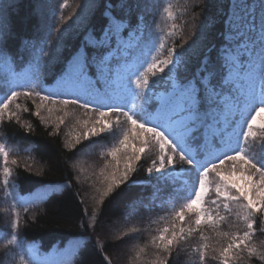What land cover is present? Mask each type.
<instances>
[{
  "label": "trees",
  "instance_id": "trees-1",
  "mask_svg": "<svg viewBox=\"0 0 264 264\" xmlns=\"http://www.w3.org/2000/svg\"><path fill=\"white\" fill-rule=\"evenodd\" d=\"M232 2L240 5L238 9H234L237 16L247 14L243 7L245 0ZM257 2L258 0H250L251 5H256ZM88 3L89 0H50L43 8V12L49 16L42 18L45 20H42V27L39 26L41 13L40 16H33L34 8L42 6L41 0H23L17 12L9 9L21 23L17 36L6 45L9 66H0V107L12 91H17L21 95L9 105L11 112H14L12 105L20 99L28 98L36 99L37 105L40 101L43 111L37 115L36 110L30 109V104L24 103L25 113L20 112L11 119L5 115L4 120L0 121V145L4 146L9 158L5 163L3 155L0 154V264L39 262L37 257H42L51 248L62 249L72 240L80 241L74 251L79 252L76 264H123V251L130 243L127 240H131L126 234L130 230L143 233L141 241L147 242L150 250V255L146 257L147 262L152 258L158 264H201L199 257L203 252V264H220V251L225 246L224 242H228V237L238 231L243 234L247 231L246 224L240 223L239 218L235 217V211L231 215H222L216 223L203 222V228L193 234L189 241L173 244L171 257L163 248L160 247L161 250L158 251L151 247L154 227L159 226V222L161 226L168 227L167 224L177 217L178 212L182 209L187 211L185 198L189 191L180 187V183L173 185L177 181L171 182L158 176L147 177L146 170L150 162L145 153L156 163L160 156L159 145L154 137L146 135L144 145L140 144L139 138L135 140L137 147L144 148L143 154H140L141 159L135 162L136 171L100 204L90 197L89 188L81 182L83 177L80 176L77 166L83 164L91 167L97 163L100 168L99 162H102L108 165L107 169L112 165L114 170L120 162L122 169V154L118 153L117 160H113L110 153L120 146L119 142L124 135L131 132L126 117L122 114H110L121 116L118 117L119 124L111 133L85 141L81 139L79 143L72 133L63 131V127L69 126L45 123L40 119L44 110L53 108L54 105H65L61 96L42 101L35 96V92L52 95L49 88L55 86L63 76L70 59L68 54L78 46L80 37L84 34L81 22L86 20L87 26L97 29V34L105 22L99 13L89 15L88 7L84 8ZM131 3L133 18L137 17L143 38L140 44L142 52L138 51L133 59L139 62L140 71L147 73L150 83L156 85L154 90L164 89L160 88L162 83H158V75L148 72V67L168 58L170 49L186 53L187 69L184 68L183 77L196 71L202 56H210L213 60L216 58L215 48L221 43L223 18L228 15L230 0H131ZM81 9V22H77L74 19ZM25 39L31 40L34 52L31 49L27 52L21 49V42ZM43 48H47L50 54L44 58L47 63L40 72L41 84L35 89L29 80L33 71L32 61L34 55ZM58 49L62 51L59 58ZM49 60L54 62L49 65ZM27 79L28 82H25ZM29 90L33 91V96L25 97L22 93ZM75 99L91 102L88 97L80 94ZM69 105L77 107L86 116L98 114V111L86 112L78 105L65 106ZM94 107L102 110L100 104H94ZM136 109L139 112V106ZM246 109L241 106L243 115ZM64 114L65 117H70L69 113ZM242 116L237 114L235 120L238 122ZM76 119L77 114L73 116L72 123ZM226 138H230L235 144V133L229 132ZM70 144L73 146L69 147ZM238 147L259 167L264 168V129L260 131L258 142L256 138L249 142L239 140ZM190 148L194 154L199 152L201 158L208 157L202 140L191 143ZM168 154L171 155L170 152ZM16 158H21V163L14 164ZM91 158L96 163H92ZM200 166H206L203 159H197L195 166L189 167L179 164L177 157L174 168L176 172L182 171L183 176L189 180H197L202 171ZM230 166L231 162L225 165L226 168ZM5 167L10 172L7 186L4 184ZM253 175L258 177V174ZM209 181L215 187L218 181L214 173L207 178L208 187ZM35 191L40 192L31 201L22 200L24 196H31ZM163 191L168 194L169 202L166 207L159 206L164 196ZM211 194L213 197L212 192ZM211 203L207 202L205 209H209ZM131 212L134 213L130 216ZM190 215L195 216L192 213ZM16 219L19 220L18 228L12 226ZM152 219L155 220L153 224L150 222ZM252 225L253 228L250 231L248 229V247L242 245L243 251L235 250L237 255L234 256L232 264H264L257 254L248 255L249 248L256 249L257 253L264 251V223L258 216ZM13 237L16 242L9 243ZM157 251L159 256L155 259L153 255Z\"/></svg>",
  "mask_w": 264,
  "mask_h": 264
},
{
  "label": "snow or ice",
  "instance_id": "snow-or-ice-1",
  "mask_svg": "<svg viewBox=\"0 0 264 264\" xmlns=\"http://www.w3.org/2000/svg\"><path fill=\"white\" fill-rule=\"evenodd\" d=\"M22 4L23 0H7V3L0 0V66H9L6 45L17 36L21 23L9 9L17 12ZM86 7L89 8L90 16L99 13L105 22L98 34L95 27L87 26L86 20L81 22L84 34L80 37L78 46L68 54L70 59L66 71L57 81L56 88L78 93L93 101L85 103L75 98L62 101L65 105H78L86 112L98 111L99 118L95 123L90 128L85 124L87 130L82 134L85 139L96 136L107 128L108 125L104 121L110 114L124 115L131 126L130 134H125L119 142L120 146L110 153L113 160H117L118 153L122 154L120 161L123 168L121 169L118 162L115 169L107 174L106 188L99 198V203L103 204L105 197H109L130 179L136 171L135 162L141 159L140 154L144 151L143 146H136L135 140L139 138L140 144L144 145V137L150 135L155 137L159 145L160 156L158 163L153 162V165L147 168L148 175L175 166L177 157L179 164L189 167H194L197 159L205 161L206 166L200 171L195 186L194 198L189 199L185 205L187 212L195 215L197 226H200L202 221L212 222V217L203 207L206 194L210 191L207 178L211 173L219 179L215 189L217 197H223L224 200H243L250 213L264 210V168L259 167L238 147L241 137L245 142L250 137H255L253 126L257 123V117L264 113V0H258L256 5H251L250 0H245L243 7L247 14L240 16L234 11L240 5L233 4L230 0L228 15L223 18L221 43L215 48L216 58L213 60L210 56H202L195 72L183 78L170 77L169 86L158 94L151 92L147 73L140 72L133 62L137 52H142L140 44L143 38L138 26L139 21L137 17L133 18L131 0H89ZM37 15H40V10L34 8L33 16ZM21 49L26 52L30 49L35 51L31 40L27 39L21 42ZM60 52L62 51L58 49V58ZM49 54L50 51L43 48L34 55L33 71L29 80L35 89L41 84L40 72L46 66L47 59L44 58ZM173 65L177 72L182 65L187 69L184 51L170 49L168 58L160 63L158 70L164 73L166 68L169 70ZM156 68L157 65L153 63L147 71L155 75ZM22 94L32 97L34 93L29 90ZM20 95V92L12 91L7 101L2 103L0 121L4 120L5 115L9 119L15 115L10 111L9 105ZM35 96L42 101L51 97L41 95L38 91ZM130 99L134 106L139 102V112L116 106ZM94 104L113 106L106 110H97ZM242 105L245 108L252 106L255 116L249 113L250 121L245 120L241 125V131L235 134L233 144L232 140L226 137L229 128L236 125L235 116L243 115ZM244 127L246 131L243 130ZM259 127L264 128V124ZM197 140L203 141V148L208 153L207 158H201L199 152L193 154L190 144ZM79 141L80 137L77 136L76 142ZM185 153L191 154L192 159L187 158ZM0 154L7 163L8 153L2 145ZM229 162L231 166L226 168L225 165ZM254 173L258 174V183ZM9 175V169L5 167V186L8 185ZM241 181L244 182L243 186ZM224 206L227 208V204ZM184 215L183 209L177 213L181 221L184 220ZM12 226L18 228L19 220H14ZM252 228L253 225L249 223L248 229ZM169 231L165 228L164 233L159 236V241L171 257L172 245L183 235L184 229L181 227L179 233L172 230L170 236L165 235ZM249 235L246 231L242 236L233 237L227 247L220 251V264H232L234 256L237 255L235 250L243 251L242 245L248 247ZM15 242V237L9 241ZM253 254H257L264 262V251L257 253L256 249L249 248L248 255ZM78 255L79 252L76 251L65 264H76ZM199 258L203 264V252ZM32 264L43 262L33 261Z\"/></svg>",
  "mask_w": 264,
  "mask_h": 264
},
{
  "label": "rangeland",
  "instance_id": "rangeland-1",
  "mask_svg": "<svg viewBox=\"0 0 264 264\" xmlns=\"http://www.w3.org/2000/svg\"><path fill=\"white\" fill-rule=\"evenodd\" d=\"M43 1L44 0H41V5H42L41 7L36 6V8H39L40 13H41V17H39L40 18V25H39L40 27H42V22L45 21L42 18L49 16L47 13L43 12V8H45V5L49 4L50 0H45V2H43ZM5 3H7V0H5ZM84 8H87V7L85 6ZM83 9H81L77 13L76 18H75V16L73 17V18H75L74 20H76L77 22H81L80 17H81V14L83 12ZM49 14H50V12H49ZM59 38H60V36H59ZM59 38H58V40H59ZM56 42H58V41H56ZM53 54H55V53L53 52ZM184 54L186 55V53H184ZM53 62H54L53 60H49V65L52 64ZM161 62L162 61H160L159 63L156 64L157 68L155 69V73H156V75H158V78H157L158 83H162V86L160 88L165 89L166 87L169 86V84L171 82L170 77H172V78H183L184 67L182 65L181 68L179 69V71L177 72L175 70V65H173L170 67L169 70L166 68L165 72L161 73L158 70ZM134 64L136 65V63H134ZM169 72H171V73H169ZM134 87H135V85H133V88ZM149 88H150L151 92H153L154 94H158L159 92L164 91V90H154L157 87H156V85H152L150 83V81H149ZM65 95L67 97H69L70 93H65ZM24 103H26L27 105L30 104L31 105L30 109L36 110L35 113H37V112L40 113L43 111L42 106L39 104V103H41L40 101L37 105L36 99H34V98H28L25 100L20 99L16 104L12 105V108H13L14 113H15L14 116H17L18 113H20V112L21 113L26 112V110H23ZM17 105H19V107H17ZM137 105H139L138 101L136 102V106ZM69 106H65V105L55 106L54 105L53 108H48L47 110H44V112L40 114L41 115L40 119H42L45 123L62 125V126H69V127H63V131L72 133V136L75 139L77 136H79L80 140L83 139L84 141L89 140L93 137H100L102 135H105V133H111V131L114 129V127H116L120 122L118 117H121V116L110 115L107 118V120L104 121V123H106L108 125L107 128H104L96 136H91L89 139H85L82 135L83 132H85L87 130L85 127V124L87 123L88 127L90 128L95 123V121L99 118V116H98V114L86 116L81 112V110H77L78 109L77 107H74L71 105H69ZM112 106L113 105H101L103 110L104 109L106 110L108 107H112ZM116 106H118L120 108H124L125 110H131L133 112H135V108H136V106H134L132 104L131 99L125 103H122V104H119ZM250 112H251L252 116H255V112L252 111V106H250L248 114L244 117V119L242 118L240 123L237 126L235 125L234 127H230V129L236 130L239 133L241 131V125L244 124V121L245 120L250 121V116H249ZM64 113H69L70 115H68V114L67 115L70 117H65ZM76 114H77L76 122L72 123V118ZM261 124H264V113H261L260 116L257 117V123L253 126V129L255 132V137H250L248 139V142L250 140L255 139V138H256L257 142L259 141L260 131L262 129H264V128L259 127ZM97 127L99 128L100 126L97 125ZM243 130L246 131L247 130L246 127H244ZM154 140H155V137H154ZM141 154H143V153H141ZM145 154H146V156L150 162L149 167H151L153 165V161H151V157L148 153H145ZM185 155L191 156V154H189V153H185ZM0 158H1V155H0ZM7 160H9V158ZM93 160H95V159L91 158V161H93ZM15 161H16V164L21 163V158H19V159L16 158ZM92 163H96V162L93 161ZM99 165L101 166L100 168H98L97 163H96V165H93V166L91 165V167H88V166L83 165V164H78V166H77L79 173H81L80 176L83 177V179H82L83 181L81 180V182L83 184H85L86 186H88L89 195H90V197H93L96 202H99V198H100L102 192L104 191V189L106 188V176H107V174L110 173L111 171H113V168H114L111 165L107 169L108 165H104L102 162H99ZM241 167H243V166H241ZM150 176L151 177L152 176L153 177L158 176L160 179L166 178V179L171 180V182L177 181V182H174L173 185H175L176 183H180V187H185L187 191L190 190V192L186 195L185 205L188 203L189 199L194 198L195 186L198 183V181L194 182V180H189L186 177H184V178L181 177L180 174L175 171L174 166L170 167V168H166L165 170H163L160 173L153 172L151 175L147 174V177H150ZM254 177L256 178V181L258 183L259 178L256 177L255 175H254ZM92 178H94V181H92ZM217 181L219 182L218 178H217ZM218 182L215 184V187H212L211 181H209L210 191L206 194L205 203L203 206L205 209L206 203L209 201L212 202L211 206L209 205L210 208L205 209V211L208 212V215H210L212 217V222H210V224L218 222L223 217L222 215H231V212H233V211H235L234 215L236 218H239L240 223L244 222L246 224L247 232H248V224L249 223L252 224L253 220L256 217L259 216L262 223H264V210L252 211L250 213V210L245 207L246 202L243 200H240V201L224 200L223 197H217L215 195V189H216V186L219 184ZM240 183L242 186L244 185L243 181H241ZM155 186L156 185L154 184V187ZM157 189H158V187H157ZM159 189L162 190V188H159ZM211 192L213 193V197H211L212 196ZM35 194L36 193H34L31 196H24L22 198V200L25 202H29L32 200V198ZM163 195L164 196L162 198L161 203H159V206L166 207V204L169 202L168 198H167L168 194L166 192H164ZM225 204H227V208L224 206ZM133 213L134 212H131L130 216ZM184 213H185V215H184L183 221H181L177 216L171 223L167 224L168 227L161 226V222H159L158 223L159 226L154 227L155 229L153 228L154 229L153 235L151 234L153 243H152L151 247H155V249H157L158 251L161 250V248H163V245L159 241V236L164 233L165 228H168L170 230L168 233L165 234L168 236L171 235L172 230H175L179 233V230L181 227L184 229L183 235L178 239V241L174 242L175 245H178L180 243L182 244V243L189 241V239L191 238V236L193 234L194 235L197 234V232H199L203 228V225H204L203 221H202L200 226H197L195 224L196 217L191 216L190 213L187 211H185ZM150 222L153 224L155 222V220L152 219ZM157 227H161V228H157ZM134 231L135 230H130L126 234V236L129 237L131 240H127V241H130V243L127 246V248L123 251V254H124L123 255V264H150V263L151 264H158V261L153 260L152 258L150 259V262L146 261V257L148 255H150L149 254L150 250L147 248V244H146L147 242L144 243L143 241H141V236L143 234L141 231L136 232V233H134ZM249 231H250V229H249ZM237 235L242 236L243 233L238 231L235 233V235L231 234L228 237V242H224V244H223V245H225L224 248L227 247V245L231 242L232 238L237 236ZM120 236H122V235H120ZM134 236H135V239H134ZM125 237H123V238H125ZM132 237H133V239H132ZM79 244H80V241L72 240V241L68 242L66 244V246L62 249L51 248L49 251L44 253L42 255V257H37V260H39V262L42 261L43 264H64L65 261L68 260L71 257V255L74 253V251L76 250V248L78 247ZM158 251H157V253H154L153 258L156 259L159 256ZM33 257H34V259H36V255H34ZM115 264H118V263H115Z\"/></svg>",
  "mask_w": 264,
  "mask_h": 264
}]
</instances>
